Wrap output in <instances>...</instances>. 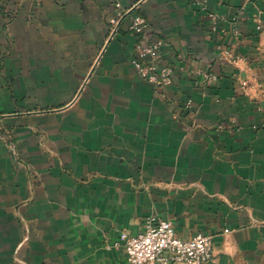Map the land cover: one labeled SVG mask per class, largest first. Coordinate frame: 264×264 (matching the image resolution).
Segmentation results:
<instances>
[{
    "label": "crops",
    "instance_id": "obj_1",
    "mask_svg": "<svg viewBox=\"0 0 264 264\" xmlns=\"http://www.w3.org/2000/svg\"><path fill=\"white\" fill-rule=\"evenodd\" d=\"M208 1L216 26L191 0H0V264H127L152 215L211 235L210 264H264V0ZM138 2L170 87L138 76L128 18L111 34Z\"/></svg>",
    "mask_w": 264,
    "mask_h": 264
},
{
    "label": "built area",
    "instance_id": "obj_2",
    "mask_svg": "<svg viewBox=\"0 0 264 264\" xmlns=\"http://www.w3.org/2000/svg\"><path fill=\"white\" fill-rule=\"evenodd\" d=\"M33 2L34 0H21ZM202 11L207 12L214 26L218 16L209 12L208 0H191ZM249 0H245V3ZM136 3L130 9L124 10L117 5V17L110 20L112 36L118 31L120 24L129 19L128 29L137 37L135 45L134 68L139 77L156 87L167 88L173 84L174 69L164 63L162 48L164 41L160 38L150 40L145 34L146 17L140 12ZM243 5L239 13L246 9ZM256 30L263 29L261 17L256 16ZM221 58L238 64L244 58L235 55L228 49H221ZM190 75L205 87L218 81V75L211 69H193ZM244 88L247 86L244 84ZM191 108L192 101H188ZM218 129H225L220 125ZM116 247H123L127 254V264H210L214 259L213 238L211 235L199 233L189 240L177 236L175 225L171 221L161 220L152 215L145 220L143 232L138 235L122 233Z\"/></svg>",
    "mask_w": 264,
    "mask_h": 264
}]
</instances>
